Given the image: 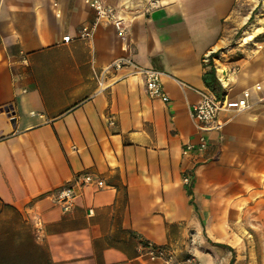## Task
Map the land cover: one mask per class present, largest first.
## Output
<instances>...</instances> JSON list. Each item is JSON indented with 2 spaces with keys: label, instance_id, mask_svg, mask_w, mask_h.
Returning <instances> with one entry per match:
<instances>
[{
  "label": "crops",
  "instance_id": "obj_1",
  "mask_svg": "<svg viewBox=\"0 0 264 264\" xmlns=\"http://www.w3.org/2000/svg\"><path fill=\"white\" fill-rule=\"evenodd\" d=\"M101 1L123 36L84 0H0V264H157L142 241L179 249L189 236L232 246L214 234L237 232L222 205L240 201L264 250V27L232 43L239 0ZM119 57L159 71L168 101L148 97L132 67L99 86ZM247 89L250 107L220 111L206 149L184 155L199 93ZM81 173L105 187L83 188L64 212L55 193Z\"/></svg>",
  "mask_w": 264,
  "mask_h": 264
},
{
  "label": "built area",
  "instance_id": "obj_2",
  "mask_svg": "<svg viewBox=\"0 0 264 264\" xmlns=\"http://www.w3.org/2000/svg\"><path fill=\"white\" fill-rule=\"evenodd\" d=\"M85 3L96 12L97 18H103L111 21L118 34L123 36V29L120 28V21L116 18L115 10L105 5L101 0H84ZM92 35V30L89 27H82L78 38L87 39ZM64 43L70 41L69 36L62 38ZM208 55L202 59L204 63L208 62ZM134 69V72L139 73L143 79L144 89L148 97L157 99L166 103L168 96L164 92L161 83V73L151 67H140L131 58L119 57L113 60L108 66L101 70L98 74L99 86L102 84V77L105 74L115 73L123 68ZM259 90V87H256ZM199 101L192 106L191 114L198 132L197 140L194 143L186 144L182 153L186 155L192 150L203 151L207 147V134L210 131L218 130L222 123L218 120L220 111H234L242 112L250 107V90H244L241 97L237 99H229L226 96L217 97L209 90H203L199 93ZM184 183L189 182L188 177L183 178ZM85 187H93L95 189H102L105 187L103 179L91 173H81L74 177L70 183L62 185L55 193L54 201L61 209L66 212L69 211L74 204L75 199L80 195ZM141 255L151 263L157 264H196V260L192 256H187L181 261L177 258L168 247L156 246L150 242H141Z\"/></svg>",
  "mask_w": 264,
  "mask_h": 264
},
{
  "label": "rangeland",
  "instance_id": "obj_3",
  "mask_svg": "<svg viewBox=\"0 0 264 264\" xmlns=\"http://www.w3.org/2000/svg\"><path fill=\"white\" fill-rule=\"evenodd\" d=\"M234 9L237 10L236 17L233 18V27L229 30L230 38L232 43L240 40L244 43L249 41L250 43V33L253 34L254 28L264 27V0H239L238 4L234 5ZM234 16V15H233ZM229 21V20H228ZM230 23V21H229ZM237 23V24H236ZM251 30V31H250ZM257 29L255 30V32ZM224 210L234 211L237 215L236 217H231L227 219L229 227L237 228V232L230 234L228 229V234L223 233L222 227H218V239L225 240L228 238V242L232 246L227 244H222L220 246L215 243L207 244L206 249L203 248L202 244L197 240L193 241L192 236H189V241L187 244H181V248L173 249L169 248L177 261L183 260L187 256H192L196 260V264H201L198 255L200 252H207L212 255L215 253L221 255L223 259L226 257L230 258V264H262L264 263V250H262V245L257 240V235L251 234L250 236V202L240 201L238 203H224L222 205ZM210 221L217 223L220 221L218 218H211ZM255 222H257L255 220ZM220 228V229H219ZM220 231V233H219ZM233 240L230 242V238ZM251 237L254 239L250 244ZM204 264V263H202Z\"/></svg>",
  "mask_w": 264,
  "mask_h": 264
},
{
  "label": "trees",
  "instance_id": "obj_4",
  "mask_svg": "<svg viewBox=\"0 0 264 264\" xmlns=\"http://www.w3.org/2000/svg\"><path fill=\"white\" fill-rule=\"evenodd\" d=\"M205 80H206V79H205ZM206 84H207V86H208L209 88H211L212 90L214 89V82H212V79H211L210 82H207V80H206ZM220 246H223V245H220Z\"/></svg>",
  "mask_w": 264,
  "mask_h": 264
}]
</instances>
